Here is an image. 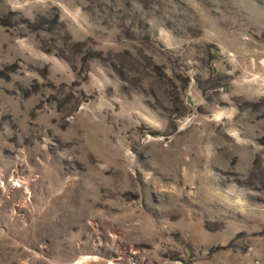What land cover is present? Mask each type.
I'll return each mask as SVG.
<instances>
[{"label": "rangeland", "instance_id": "rangeland-1", "mask_svg": "<svg viewBox=\"0 0 264 264\" xmlns=\"http://www.w3.org/2000/svg\"><path fill=\"white\" fill-rule=\"evenodd\" d=\"M89 263L264 264V0H0V264Z\"/></svg>", "mask_w": 264, "mask_h": 264}, {"label": "bare ground", "instance_id": "bare-ground-1", "mask_svg": "<svg viewBox=\"0 0 264 264\" xmlns=\"http://www.w3.org/2000/svg\"><path fill=\"white\" fill-rule=\"evenodd\" d=\"M87 259H89V258H86L85 260H87ZM90 262H93V261H96V260H89ZM88 261V262H89ZM98 263H103L102 261H97ZM83 263V262H82ZM85 263V262H84ZM89 264H91V263H89ZM93 264H95V263H93Z\"/></svg>", "mask_w": 264, "mask_h": 264}]
</instances>
